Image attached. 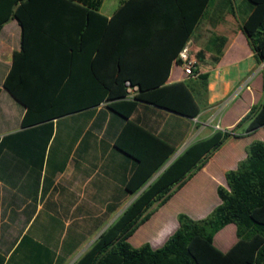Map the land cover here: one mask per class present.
I'll use <instances>...</instances> for the list:
<instances>
[{"label": "trees", "instance_id": "1", "mask_svg": "<svg viewBox=\"0 0 264 264\" xmlns=\"http://www.w3.org/2000/svg\"><path fill=\"white\" fill-rule=\"evenodd\" d=\"M213 1L124 0L108 18L100 12L103 0H0V31L11 18L22 27V49L14 54L3 86L27 107L23 123L45 122L72 108L67 106L70 97L58 90L62 76L74 71V59L80 57L85 61L79 64L81 72L90 76L85 84L94 88L73 107L107 102L123 121L115 145L135 162L127 190L139 194L73 264H264L262 140L251 143L247 157L226 173L228 188L219 186L222 202L208 216L195 220L180 214L179 228L157 249L149 243L134 247L129 242L154 213V204L165 203L230 137L264 126L263 101L233 130L216 129L168 164L176 147L131 119L141 102L198 116L200 105L189 84L167 80L173 61ZM230 1L227 11L234 16L238 10ZM247 1L250 13L242 28L257 59L264 61V0ZM228 41V36L215 32L206 48L196 53L198 61L212 47L213 60L218 62ZM199 78L206 83L208 74L200 73ZM126 81L140 88L134 99L127 97ZM245 123L247 127L239 132ZM232 223L237 241L223 251L215 244V235Z\"/></svg>", "mask_w": 264, "mask_h": 264}, {"label": "crops", "instance_id": "2", "mask_svg": "<svg viewBox=\"0 0 264 264\" xmlns=\"http://www.w3.org/2000/svg\"><path fill=\"white\" fill-rule=\"evenodd\" d=\"M123 1L103 0L100 12L111 18ZM235 12L205 11L187 43L196 55L215 32L229 37L218 62L211 51L198 62V73L208 74L206 83L199 75H186L179 56L173 61L167 83L189 84L200 105L198 116L146 102L131 116L175 146V153L216 129L233 130L264 101V61L257 59L242 28L248 1L241 0ZM21 49L22 27L11 18L0 31V264H73L137 197L127 190L135 162L115 145L123 121L107 102L73 107L94 88L85 84L90 76L81 72L79 64L85 61L80 57L58 90L70 97L72 108L51 120L24 124L27 107L3 86ZM257 140L264 141V126L230 137L186 183L174 187L165 203L154 204V213L129 242L157 249L179 228L180 214L195 220L208 216L222 202L219 186L228 188L226 173L238 167ZM235 234L236 225L229 224L215 235V244L227 251L237 241Z\"/></svg>", "mask_w": 264, "mask_h": 264}, {"label": "built area", "instance_id": "3", "mask_svg": "<svg viewBox=\"0 0 264 264\" xmlns=\"http://www.w3.org/2000/svg\"><path fill=\"white\" fill-rule=\"evenodd\" d=\"M179 58L182 61V67L186 75L192 77H196L199 75L197 70L199 61L197 56L193 53L190 44H186V46L181 50ZM126 89L127 97L130 99H134L140 91L139 86L132 84L130 81H126ZM219 127L220 126L218 125L217 128Z\"/></svg>", "mask_w": 264, "mask_h": 264}, {"label": "rangeland", "instance_id": "4", "mask_svg": "<svg viewBox=\"0 0 264 264\" xmlns=\"http://www.w3.org/2000/svg\"><path fill=\"white\" fill-rule=\"evenodd\" d=\"M234 3H235L237 10L239 11V5L241 3V0H235ZM217 4H218V9L214 10L215 5H217ZM231 7H232V2L230 0H214L207 11H227V10H230ZM210 38L208 40V44L210 43ZM213 44L214 43L212 42L211 46ZM209 51L215 53V49L214 48L212 49V47L209 49ZM235 236H236V234H235ZM216 245L219 247L217 242H216Z\"/></svg>", "mask_w": 264, "mask_h": 264}, {"label": "water", "instance_id": "5", "mask_svg": "<svg viewBox=\"0 0 264 264\" xmlns=\"http://www.w3.org/2000/svg\"><path fill=\"white\" fill-rule=\"evenodd\" d=\"M180 153H181V152H177V153H175V155L170 159V161L168 162V164H169L170 162H172V161H173V160H174V159H175ZM164 168H165V167H164ZM164 168H163V169H164ZM163 169H161L160 172H161ZM160 172H159V173H160ZM159 173H158V174H159ZM150 182H151V181H150ZM138 194H139V193H138Z\"/></svg>", "mask_w": 264, "mask_h": 264}]
</instances>
